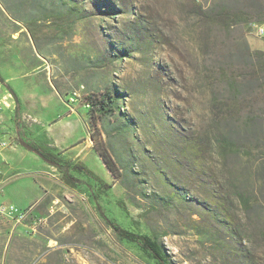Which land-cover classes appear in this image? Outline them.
I'll list each match as a JSON object with an SVG mask.
<instances>
[{
  "label": "rangeland",
  "instance_id": "374dc122",
  "mask_svg": "<svg viewBox=\"0 0 264 264\" xmlns=\"http://www.w3.org/2000/svg\"><path fill=\"white\" fill-rule=\"evenodd\" d=\"M261 4L0 0V90L10 103L0 110V137L13 145L2 150L11 155L0 194L45 218L24 240L22 264H156L135 244L119 240L96 205L119 226L159 241L170 264H222L207 248L212 237L223 235L221 227L207 217L202 232L208 235L199 236V207L192 199L198 180L208 183L211 174L224 196L245 195L253 202L252 219H264V76L243 57L246 45L263 50L264 37L250 35L249 23L202 27L195 16L200 5L249 10L256 17ZM202 28H209V38L200 45ZM225 72L234 78L230 85L221 78ZM103 88L121 90L126 112L97 120L119 168L117 180L92 149L94 129L84 104ZM206 135L232 150L206 148V168L199 171L195 158L173 146L182 137L204 142ZM19 138L80 161L93 177L73 172L82 183L68 186ZM97 178L111 186L97 188Z\"/></svg>",
  "mask_w": 264,
  "mask_h": 264
},
{
  "label": "trees",
  "instance_id": "16d2710c",
  "mask_svg": "<svg viewBox=\"0 0 264 264\" xmlns=\"http://www.w3.org/2000/svg\"><path fill=\"white\" fill-rule=\"evenodd\" d=\"M197 8L198 10L195 16L202 27L205 26V24H209L214 27L219 26L229 29L235 27L242 28L243 25L250 24L251 22L264 23V5L262 4L255 12L257 15L256 17L253 16L252 11L244 9L224 8L215 11L213 9L203 8L200 5H198ZM77 9V4L71 3L70 10L75 12ZM208 29L209 28H202L198 32V40L201 41L199 43L200 45L203 43V40L205 41L209 38ZM243 57H245L252 66L257 65L259 71L264 76V50H251L249 46L246 45ZM221 76L225 84L230 85L234 81V78L227 74V72L223 73ZM4 86L7 88L6 84ZM213 86L214 84L212 82L211 87ZM9 92L13 94L11 90H9ZM121 95L120 89L103 88L101 91L90 93L85 98L86 102L84 103L88 107L94 129L90 134L93 142L92 149L115 180H117L121 174L112 155L104 145L97 126V120L107 115L126 116L124 109H121L123 106L121 105L123 102H120ZM230 101L231 106H229V108L231 107V110H233V108L236 107L237 100L233 98ZM16 106L17 104L14 110H16ZM15 124L18 125L16 121ZM206 137L208 139L204 142L200 138H196L195 140L193 138L182 137L176 140L173 146L184 154V156L195 158L196 162H194V164L196 166L193 165V168L199 171L206 168L205 162H203L204 158H201L206 148L210 147L209 149L212 153L216 152L217 154H225L227 150L231 153L232 150H230L229 145H226V143L222 139L217 138L216 135L213 138H209L208 135H206ZM30 145L41 152L43 159L58 170L62 180L68 186L76 188L82 183L81 179L75 176L73 172L93 177L92 171L80 161L65 159L61 157L59 153L56 154L44 151L34 143ZM261 159L264 161V154ZM209 179L210 181L208 183L206 180H198L196 195L192 197L199 207L197 211V216L199 218L197 234L203 237L208 235L207 232H202L203 229L207 231V226L205 225L207 217H211L213 221L221 227L223 232V235L211 238V243L207 246L209 256L212 257L214 262L219 261V263L222 264H264V219L257 222L252 219L250 211L253 207V202H250L245 195L238 193L237 198L229 195L226 197L215 175L211 174ZM97 181V188L101 187L102 190L111 186V184H106L98 178ZM209 199H211L213 204L210 203ZM234 205L240 209V212L245 214L244 218L233 212L232 206ZM96 210L119 240H125L126 242L135 244L146 256L153 259L156 264H170L168 255L165 253L162 244L155 238L119 226L101 210L99 205H96Z\"/></svg>",
  "mask_w": 264,
  "mask_h": 264
},
{
  "label": "crops",
  "instance_id": "0c3cea01",
  "mask_svg": "<svg viewBox=\"0 0 264 264\" xmlns=\"http://www.w3.org/2000/svg\"><path fill=\"white\" fill-rule=\"evenodd\" d=\"M0 96H1L0 99L5 96L4 91L0 90ZM12 147L13 145H10L9 147L3 150L10 151ZM10 155H11L10 153L9 154L5 152L2 153V151L0 153V166L3 169V172L6 177H7L6 172L9 168ZM78 156L79 155H74V157H78ZM2 196H3V191L0 194V203L13 204L11 202H6L2 198ZM39 216H41L40 213H38L35 209H33L30 220H33L34 217H39ZM43 225H41L39 228H41ZM33 234L29 232L28 226H26L25 224L15 223L14 220L11 219L10 217L0 215V264H22L23 263L22 244L24 240H28V239L31 240Z\"/></svg>",
  "mask_w": 264,
  "mask_h": 264
},
{
  "label": "built area",
  "instance_id": "2783aa9c",
  "mask_svg": "<svg viewBox=\"0 0 264 264\" xmlns=\"http://www.w3.org/2000/svg\"><path fill=\"white\" fill-rule=\"evenodd\" d=\"M248 33L255 37H264V23L251 22L249 24ZM10 103L6 100V96L0 99V110L8 108ZM12 144L11 141L4 137H0V153L3 149L9 147ZM9 177H6L3 169L0 166V191L2 186L8 181ZM32 207L18 208L13 204L0 203V215L8 216L14 220L15 223H22L28 226V230L31 234L36 233L38 228L45 223L43 216L34 217L30 220L32 215Z\"/></svg>",
  "mask_w": 264,
  "mask_h": 264
},
{
  "label": "water",
  "instance_id": "95a60500",
  "mask_svg": "<svg viewBox=\"0 0 264 264\" xmlns=\"http://www.w3.org/2000/svg\"><path fill=\"white\" fill-rule=\"evenodd\" d=\"M18 143L23 146L26 147L29 150H32L33 152H35L38 156H40L43 159V156L41 154V152L37 151L36 149H34L29 143L23 141L22 139H18Z\"/></svg>",
  "mask_w": 264,
  "mask_h": 264
}]
</instances>
